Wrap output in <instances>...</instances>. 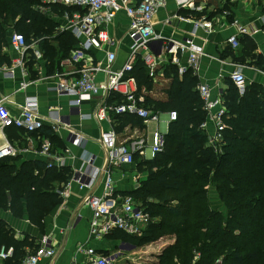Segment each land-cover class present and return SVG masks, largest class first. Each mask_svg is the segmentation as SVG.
Here are the masks:
<instances>
[{
  "label": "trees",
  "instance_id": "obj_1",
  "mask_svg": "<svg viewBox=\"0 0 264 264\" xmlns=\"http://www.w3.org/2000/svg\"><path fill=\"white\" fill-rule=\"evenodd\" d=\"M42 0H0V52L8 46L13 32L23 34L28 43L44 39L43 50L55 63L67 59L78 45L70 32L49 40L57 25L38 12ZM165 77L171 80L165 100L146 95L153 90V81L145 65L137 60L125 79H134L138 94L146 106L156 113L177 112V120L169 125L163 151L153 160L138 162V170L146 178L132 196L152 218L153 223L140 238L115 232L110 237L144 246L160 233L173 236L175 242L149 264H264V89L251 84L244 97L226 79L223 94L228 109L224 142L215 152L208 145L201 129L206 119L200 98L197 77L188 72L183 78L175 66H169ZM113 99L119 101L118 97ZM117 133L127 126L145 128L135 116L117 115ZM15 129V128H8ZM17 130V129H15ZM19 131V130H17ZM44 129L34 137L51 138ZM17 135L25 136L19 131ZM17 135H14L16 137ZM53 141V140H52ZM139 156L135 157V162ZM69 168H47L42 160L25 161L21 157L0 160V210L15 217L27 216L30 223L44 232L46 217L62 204L61 185L72 176ZM212 194L218 198L212 201ZM161 235V236H162ZM0 246L13 247L16 264L27 256L26 249L37 246L26 237L16 240L12 230L0 218Z\"/></svg>",
  "mask_w": 264,
  "mask_h": 264
},
{
  "label": "built area",
  "instance_id": "obj_2",
  "mask_svg": "<svg viewBox=\"0 0 264 264\" xmlns=\"http://www.w3.org/2000/svg\"><path fill=\"white\" fill-rule=\"evenodd\" d=\"M206 0H175L177 9L185 15L176 13L166 21L171 25L172 20L192 24L194 36L199 30L204 29L208 33L216 32L212 21L205 18L195 20L191 17L193 12L202 13ZM221 9H224L228 0H217ZM262 2L264 0H256ZM52 6H58L67 11L64 12L66 27H60V31H69L77 39L78 46L71 55L62 62V66H79L75 73L67 70L56 72L45 77L55 83V91L59 96L72 97V104L76 109L85 101H91L94 97L102 98L98 104L94 118L97 123H111V115L135 116L141 119L145 126L150 120L158 123L157 131L153 134V143L149 145L145 136L139 137L129 143L121 142L118 133L111 128L102 134L100 143L106 152V162L101 169L94 167L95 157L85 153L83 162L90 168V174L76 173L73 179L64 185L60 192L62 199H67L71 194V184L75 182L81 190L92 188L97 181L105 177V194L102 197L93 194L88 195L86 205L92 211L90 221V237L93 240H102L115 232H122L131 237H142L149 227L155 223V219L147 213L130 195L116 194L114 173L119 170H130L136 167L135 157L153 160L160 154L166 143L169 125L177 120V112H169L168 121L161 120L159 113L146 106L144 96L138 94V87L134 79H125L132 72L134 64L139 59L145 65L147 75L153 83L165 77L169 66H175L179 77L192 72L198 75L201 61L205 56L204 48L195 42L194 38L184 37L181 40L173 38L164 39L155 30L154 18L158 11L166 6V0H42L40 11L44 14L54 15L50 10ZM126 13L130 19L127 35L131 41V54L128 61L120 68H115L117 55L108 53L106 63L95 64L90 58L93 50L103 51L107 45H113L106 27L111 25L120 13ZM227 11L224 15L227 19ZM224 18V20L226 21ZM217 24H225L221 19ZM236 32L227 40V45L237 52L241 47V38L253 37L260 31L250 27H243L238 21L231 24ZM221 28V27H220ZM41 40V39H40ZM40 40H31L28 43L23 34L13 32L10 37V47L18 55L13 65L9 68H0L7 75L13 77L15 69H21L22 75L27 76V61L30 59H42L39 49ZM156 47V48H155ZM187 56V62L183 63L182 57ZM249 66L241 63L230 64L227 74L238 91L240 97H244L252 84L245 71ZM264 77V70H255ZM104 78L99 79V75ZM23 87L26 85L22 84ZM264 87V84H263ZM200 98L206 111V119L201 129L207 135V145L216 153L219 152L224 142L227 128L226 118L228 109L225 101L214 99L212 88L209 84H201L198 87ZM110 97H118L119 101L108 100ZM54 120V119H53ZM56 121H51L55 128ZM45 127V120L40 115L38 101L35 98L28 100L19 115H13L8 109L5 100L0 101V131L15 128L33 135L40 133ZM41 136H38L40 140ZM74 143L81 144L86 137L82 134H74ZM41 141V140H40ZM26 150L47 162V168H60L64 166V157L53 150L50 141H41L40 147L31 146ZM16 155L15 149L6 145L0 148V160ZM37 247L28 253L21 264H40L45 259H54L57 250L52 244L51 236H43ZM88 256L89 264H113L110 257L99 255L94 249L81 248ZM13 247L0 246V262L14 257ZM216 264H221L217 261Z\"/></svg>",
  "mask_w": 264,
  "mask_h": 264
},
{
  "label": "crops",
  "instance_id": "obj_3",
  "mask_svg": "<svg viewBox=\"0 0 264 264\" xmlns=\"http://www.w3.org/2000/svg\"><path fill=\"white\" fill-rule=\"evenodd\" d=\"M204 5L202 13L193 12L191 17L195 20L205 18L208 21H212L216 27V32L208 33L204 29H201L194 36L192 24L183 23L178 20H172L171 25L166 24L168 19L180 12L177 9L175 0H166V6L160 9L154 18L155 30L164 39L173 38L181 40L184 37L194 38L195 42L204 48L205 56L201 61L200 72L198 75H194L191 72L198 79L197 90L201 84H209L212 88L213 98L224 101L223 94L228 89L225 82L226 76L230 71V64L232 63H241L249 66L250 68L245 71L248 80L252 84H259L263 87L264 77L255 71L256 69L264 70V6L262 2L256 0H228L224 9H221L220 3L217 0H206ZM39 8L40 6L37 10L40 14L49 17L57 25L54 36L45 40H49L51 46L59 50V43L55 41L56 36L69 32L60 31V27H66L68 24L64 19V12L67 9L52 6L50 10L54 12V15L50 16L44 14ZM224 11L228 12L227 19L223 16ZM180 13L186 14L184 12ZM220 19L225 23L223 26L216 22V20ZM234 21H238L243 27H250L260 31L253 37H242L241 47L237 52H233L227 45L228 38L236 32V29L231 25ZM129 24V17L126 13L122 12L111 25L106 27L112 38L113 45H107L103 51L93 50L90 53V59L95 64H105L108 53H115L117 55L115 63V68L117 69H120L128 61L131 54V41L127 35ZM10 37H8V46L4 47L0 52V68L11 67L18 57L10 47ZM37 39L40 40V38H33V40ZM43 42L44 39H41L39 42V49L43 57L40 60L30 59L27 61V76H23L19 68L15 69L13 77L7 75L6 71L0 70V101L4 99L10 112L13 115H19L29 99H37L40 115L45 120V128L51 130V137H53L52 141L50 137L46 138L43 135V137H40V140L50 141L53 145V150L64 157L63 167L71 170L72 180L76 173L90 174V168L82 160L85 153L95 157V168L101 169L104 167L106 152L100 143V139L103 133L111 128L115 129L119 124V120L116 118V114H112L111 123H97L94 113L102 98L94 97L91 101L83 102L76 109L72 104V100H74L72 97L59 96L56 93L54 89L55 83L51 79L45 80V77L52 76L61 70H67L69 73H74L72 75H77L75 72L80 67L68 66L65 69L62 66L64 60L53 63L43 50ZM182 61L186 63L187 56H183ZM103 78L102 74L99 75V79L102 80ZM166 80V77L160 78L153 83V87L155 88L156 85L163 87ZM22 84L26 86L23 87ZM154 88L146 95L156 100H165V94L162 93L163 98H161V95L157 97ZM108 100L111 103L114 102L113 97H110ZM159 116L162 121L166 122L169 119V112L159 113ZM51 121H56L55 123L57 124H54L55 128H52ZM148 125L143 129L138 126H127L122 133H118L120 141L129 143L142 136H145L149 141ZM156 125L157 131V122ZM18 132L15 129L0 131V148L6 145L12 146L16 151V155L10 156L11 158L21 157L28 162L33 160L44 161L41 157L26 152V150L32 148L31 146L40 147L41 141L38 140V136L25 135L20 138L17 135ZM77 133L86 137V140L79 145L72 140L73 135ZM14 135L17 136L14 137ZM147 175V172H140L136 167L130 170L117 169L114 173L116 181L115 193L123 195V193L134 191ZM63 187L61 185L58 188H62L63 190ZM90 194L98 197L104 196L105 177L97 181L92 188L85 190H81L77 183L72 182L69 197L62 199V204L46 217L43 233L30 223L27 216L18 218L10 211L4 212L0 210V218L12 230L16 240L22 241L26 237H29L37 245L41 237L45 235L51 236L52 244L57 250V255L52 260L45 259L41 261L40 264H89L88 256L80 251L81 248L94 249L99 255L110 257L113 264H120V260L128 256V260H131L130 253L138 251L139 248L131 246V249L126 250L125 246L128 248L130 246L125 245L126 243L121 240L112 239L110 236L102 240H93L90 237V221L93 214L86 205V199ZM29 252L30 249L27 248V255ZM142 260L138 263H132L131 261V264L156 262L146 258ZM0 264L16 263L13 257L7 261L0 262Z\"/></svg>",
  "mask_w": 264,
  "mask_h": 264
},
{
  "label": "rangeland",
  "instance_id": "obj_4",
  "mask_svg": "<svg viewBox=\"0 0 264 264\" xmlns=\"http://www.w3.org/2000/svg\"><path fill=\"white\" fill-rule=\"evenodd\" d=\"M171 81V80H170ZM170 81H168V79L166 81H164V86H160V85H156L155 88H154V92L155 95H157V97H159L160 95L162 96L161 98H163V94H165L164 97H166L167 95V89L170 85ZM159 86V88H158ZM156 122L155 121H152L150 120L149 122V125H148V129H147V132H148V135H149V145H151L153 143V134L155 133L156 131ZM143 160H146L145 158H138L137 159V163H136V169H138V162L140 161H143ZM218 201V198L215 194H212V201L215 200V203L217 205H220ZM160 218H155V221H159ZM160 233H158L156 236H155V239L151 242H149L148 244L144 245V246H135L133 243L127 241L125 245H128L130 246V248L126 247L125 245V248L126 250H129L131 249V246L132 247H136V248H139L138 251H134V252H131V256H130V259L131 260H128L129 259V256L127 258H124V259H121L120 262L122 264H131V261L132 263H138V262H141L143 261L142 259L146 258V259H149L151 261H159V256H161L164 251L166 250L167 247H169V245L173 244L175 242V238L173 236H167V235H162ZM112 239H115L114 237H111ZM129 253V252H128ZM217 261H221V259H218L216 260ZM215 262V264H216ZM120 263V264H121Z\"/></svg>",
  "mask_w": 264,
  "mask_h": 264
}]
</instances>
